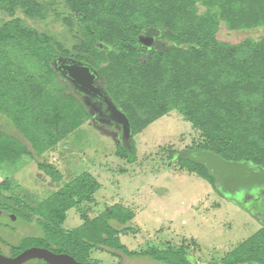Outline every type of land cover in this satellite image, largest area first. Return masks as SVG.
<instances>
[{
    "label": "trees",
    "instance_id": "obj_1",
    "mask_svg": "<svg viewBox=\"0 0 264 264\" xmlns=\"http://www.w3.org/2000/svg\"><path fill=\"white\" fill-rule=\"evenodd\" d=\"M64 1L83 34L75 52L62 49L52 36L15 15L19 8L28 19L42 18L44 6L40 2H4L10 18L0 25V118L5 117L29 146L0 129V163L15 164L23 156H41L88 118L81 101L68 92L53 68L55 58L71 55L98 71L110 97L128 117L130 141L118 142L116 152L127 162L136 160L133 136L174 109L203 138L193 148L264 167V36L236 43L216 37L221 22L232 30L264 32V0ZM66 21L72 23L69 18ZM146 35L156 36L158 41L141 59L145 49L139 38ZM176 158L181 169L195 173L219 192L215 177L204 164L184 154ZM37 164L53 181L61 179L50 162ZM72 182L76 188L69 190ZM72 182L62 184L39 207L47 208L45 216L44 212L30 213L37 216L43 234L11 245V256L38 246L91 262V251L103 246L165 264H197L183 248L127 250L109 220L125 224L133 217L130 210H125L123 218L110 208L102 213L104 217L99 214L92 218L79 210L82 224L66 230L62 227L66 211L91 200L99 187L89 173ZM4 183L8 177L0 182V190ZM247 263L264 264V226L213 264Z\"/></svg>",
    "mask_w": 264,
    "mask_h": 264
},
{
    "label": "rangeland",
    "instance_id": "obj_2",
    "mask_svg": "<svg viewBox=\"0 0 264 264\" xmlns=\"http://www.w3.org/2000/svg\"><path fill=\"white\" fill-rule=\"evenodd\" d=\"M37 1L44 6L42 18L28 19L19 8L15 9V15L52 36L62 49L75 52L83 34L69 6L64 0ZM4 2L0 0V25L10 18ZM67 18L72 23H67ZM262 36L264 32L260 30H232L223 22L216 33L219 40L230 43L245 38L258 40ZM150 51L145 49L141 59ZM0 124L3 132L17 136L29 146L5 117L0 118ZM202 139L199 131L173 109L133 136L136 160L129 163L117 155L118 142L112 134L87 118L41 156L35 155L32 159L23 156L15 164L0 163V182L8 177V183L3 184L5 188L0 190V203H3L0 206L1 253L11 256V245L25 237L42 236L37 216L30 213L44 212L45 216L47 208L39 207L45 205L62 184L81 181V177L89 173L99 187L91 200L66 211L63 228L73 230L82 224L79 210H84L91 218L102 215L108 208L123 218L125 210H130L133 217L125 224L109 220L127 250L140 252L146 247L164 250L170 246L183 248L197 264L219 261L264 226V197L251 204H236L224 198L208 181L181 169L176 158L178 154L193 148ZM41 160L56 167L61 176L59 181H53L45 168L38 167ZM76 185L72 182L69 190H74ZM13 208H20L23 214L11 210ZM118 208L121 210L117 211ZM124 227L129 229L122 231ZM90 261L165 264L148 256H130L103 246L91 251ZM24 264L40 263L31 259Z\"/></svg>",
    "mask_w": 264,
    "mask_h": 264
},
{
    "label": "water",
    "instance_id": "obj_3",
    "mask_svg": "<svg viewBox=\"0 0 264 264\" xmlns=\"http://www.w3.org/2000/svg\"><path fill=\"white\" fill-rule=\"evenodd\" d=\"M151 40L152 38L148 36L139 38V41H144L146 45H149ZM53 68L68 80L75 90L82 92L85 107L90 106L95 109L91 98L98 97L105 104V110L120 132L119 142L130 141L131 127L128 117L106 95V91L102 87L94 84L97 72L90 64L71 57L58 56L53 60ZM89 112L92 113L91 110ZM115 135L116 132H113L112 136ZM183 154L197 163L204 164L215 177L219 191L225 195L232 196L236 192L264 187V167L260 164H252L247 160H227L216 152L206 149L191 148L185 150ZM31 259L43 260L47 264H93L92 262L77 261L67 253H56L38 246L25 248L14 256H6L0 252V264H24Z\"/></svg>",
    "mask_w": 264,
    "mask_h": 264
},
{
    "label": "flooded vegetation",
    "instance_id": "obj_4",
    "mask_svg": "<svg viewBox=\"0 0 264 264\" xmlns=\"http://www.w3.org/2000/svg\"><path fill=\"white\" fill-rule=\"evenodd\" d=\"M146 36L151 37L152 40L150 41L149 45H146L144 41H139L142 44H144L143 48L146 49V50H148V49L151 50L152 48H155L154 46L157 45V41H158L156 36H151V35H146ZM146 36H142V37H146ZM65 57H71V58H74L76 60H80V61H83L85 63L90 64L89 62H87L85 60L77 59V58H75L74 56H71V55H67ZM90 66L94 70H96L91 64H90ZM96 72H97V79L95 80L94 84L96 86L102 87L106 91V95L112 100V98L110 97L107 89L104 87L102 76L99 75L97 70H96ZM56 73H57V76L64 81V83L66 85V89L68 90V92H70L72 95H74L83 104V100H82L83 94H82V92H79V91L75 90L68 80L63 78L57 71H56ZM91 102H94L95 109H93L90 106L89 107H85L83 105L85 107V109L87 110V112H88V119L90 120V123H92L95 126H101L102 129H106L112 134H113V132H116V135L114 136V138H115V140L117 142H119V140H120V132L115 127V125H114L115 123L111 120V117H109L108 112L105 110V104L101 100H99L98 97H96V96L91 98ZM89 110H91L92 113H90ZM219 193L221 195H223L224 198H226L228 200H231V201H233L236 204L240 205V204H242V202L245 203V204H251L252 202H256V200H261L264 197V187L263 188H255V189H251V190L236 192L232 196L225 195V194L221 193L220 191H219ZM252 264H255V263H252Z\"/></svg>",
    "mask_w": 264,
    "mask_h": 264
},
{
    "label": "crops",
    "instance_id": "obj_5",
    "mask_svg": "<svg viewBox=\"0 0 264 264\" xmlns=\"http://www.w3.org/2000/svg\"><path fill=\"white\" fill-rule=\"evenodd\" d=\"M1 125V124H0Z\"/></svg>",
    "mask_w": 264,
    "mask_h": 264
}]
</instances>
